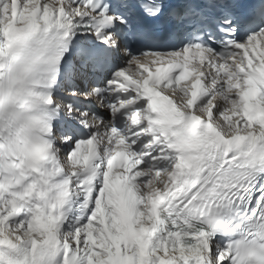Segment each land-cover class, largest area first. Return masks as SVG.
<instances>
[{"label":"snow or ice","instance_id":"obj_1","mask_svg":"<svg viewBox=\"0 0 264 264\" xmlns=\"http://www.w3.org/2000/svg\"><path fill=\"white\" fill-rule=\"evenodd\" d=\"M0 264H264V0H0Z\"/></svg>","mask_w":264,"mask_h":264}]
</instances>
